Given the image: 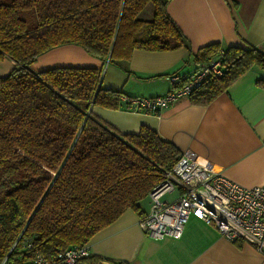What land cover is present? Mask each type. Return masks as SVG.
<instances>
[{
  "label": "trees",
  "instance_id": "trees-1",
  "mask_svg": "<svg viewBox=\"0 0 264 264\" xmlns=\"http://www.w3.org/2000/svg\"><path fill=\"white\" fill-rule=\"evenodd\" d=\"M169 1L0 0V59L14 62L0 76V264H32L34 249L48 256L82 245L127 208L141 213L176 161L181 151L149 127L120 133L92 112L128 108L124 94L100 85V69L31 67L63 44L109 62L128 59L135 48H189ZM147 3L152 17L137 18ZM201 50L222 51L223 70L194 88L192 103L206 104L248 69L264 67V51L252 45ZM100 260L90 255L80 264Z\"/></svg>",
  "mask_w": 264,
  "mask_h": 264
},
{
  "label": "crops",
  "instance_id": "crops-1",
  "mask_svg": "<svg viewBox=\"0 0 264 264\" xmlns=\"http://www.w3.org/2000/svg\"><path fill=\"white\" fill-rule=\"evenodd\" d=\"M153 9L147 3L137 18L150 19ZM167 11L186 36L190 51L184 46L135 48L128 59L105 62L79 45L63 44L40 54L31 67L35 71L95 67L101 69L102 87L147 97L168 92L169 75L202 62L208 55L201 49L212 43L220 48L252 45L264 51V0H170ZM13 65L7 57L0 59V76ZM260 80H264V67H252L206 104L180 97L158 113L101 106L91 110L120 133H137L147 126L179 151L189 149L211 161L228 179L254 186L264 183V85ZM178 193L175 188L163 197L171 200ZM148 207L146 198L140 212ZM138 217V212L127 208L98 230L89 239L90 255L101 258V264L111 259L129 264H264L254 246L230 241L202 220L189 218L178 238L157 239L139 228Z\"/></svg>",
  "mask_w": 264,
  "mask_h": 264
},
{
  "label": "built area",
  "instance_id": "built-area-1",
  "mask_svg": "<svg viewBox=\"0 0 264 264\" xmlns=\"http://www.w3.org/2000/svg\"><path fill=\"white\" fill-rule=\"evenodd\" d=\"M222 51L208 56L187 71L169 76L168 92L147 97L121 95L128 110L151 113L187 97L208 76L222 73ZM178 189V195L166 200L163 194ZM149 207L139 214L137 224L147 236L178 238L189 218L212 225L230 241L246 242L264 257V183L244 186L225 177L213 163L192 150H184L164 178L148 193ZM26 249L31 248L29 242ZM30 253V252H29ZM90 256L89 241L44 255L31 251L32 264H80Z\"/></svg>",
  "mask_w": 264,
  "mask_h": 264
},
{
  "label": "rangeland",
  "instance_id": "rangeland-1",
  "mask_svg": "<svg viewBox=\"0 0 264 264\" xmlns=\"http://www.w3.org/2000/svg\"><path fill=\"white\" fill-rule=\"evenodd\" d=\"M216 53H214V54H212V55H215ZM212 55H210V56H212ZM209 56V55H208ZM209 56V57H210ZM206 57H207V54H206ZM207 59V58H206ZM206 59H204L202 62H206ZM105 62H109L108 61V59H105ZM200 63V62H199ZM101 70V69H100ZM181 71H187V70H179V71H177V72H175V73H178V72H181ZM175 73H172V74H175ZM172 74H170L169 76H171ZM128 96V95H127ZM154 96H156V95H154ZM132 97V96H131ZM139 97H143V96H139ZM188 97V96H187ZM120 99H121V97H120ZM122 101V100H121ZM128 109V108H127ZM170 196V194L169 195H166L165 197H169ZM147 199H148V197H147ZM142 213V212H141ZM140 214V213H139ZM89 241V240H88Z\"/></svg>",
  "mask_w": 264,
  "mask_h": 264
}]
</instances>
